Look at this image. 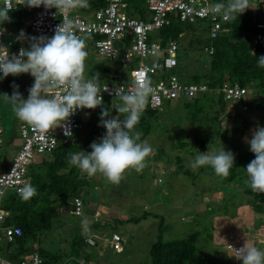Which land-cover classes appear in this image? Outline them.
<instances>
[{"label":"rangeland","instance_id":"rangeland-1","mask_svg":"<svg viewBox=\"0 0 264 264\" xmlns=\"http://www.w3.org/2000/svg\"><path fill=\"white\" fill-rule=\"evenodd\" d=\"M250 7L246 11L255 13L254 7ZM10 17L9 25L14 23L17 16ZM203 30V24H192L191 28H184L177 41L179 49L176 58L183 68L182 81L191 82L192 75L208 73V57L196 46L199 40L208 37ZM154 34L152 32L150 37L157 40ZM5 39L8 40L7 37ZM85 42L88 52L84 70L86 79H98L105 70L111 73L120 69L114 61L98 57L90 43ZM192 42L193 45L189 46ZM13 78L18 81V76ZM13 86H16V81ZM246 87L248 97L254 101L247 100V97L245 105L240 101L215 105L206 95L196 101V106L192 108H186L182 100L173 102L170 109L165 105L152 122L149 134L140 136L141 141H146L152 148L145 167L139 172L127 170L118 184L109 182L102 174L92 177L86 174L87 184L78 190L85 204L84 215H73L70 199L65 205L60 204L52 228L48 232L38 233L34 239L38 244H34L33 251L42 246L49 254L64 259L70 254L75 235L86 238L90 225L98 221L104 227L89 235L95 239L97 237L96 250L91 253L94 264H149V251L158 240L178 241L196 232L200 235L195 243V264H239L237 258L231 257L225 249L227 242L235 244L236 234L248 236L250 242L243 239L244 243L263 247V241L256 238L254 233L257 226L260 227L259 221L264 218V213L256 211L255 202L247 194L249 183L245 170L239 177L242 180L234 182L217 176L210 167L191 166L197 150L201 153L209 148L218 151L222 145L234 156L252 154L246 138L251 137L257 126H264V101L256 87ZM21 95L24 98L28 96ZM213 101L216 102L215 99ZM114 108L109 106V114L116 111ZM0 111V124L4 128L23 123L15 117L10 105L4 103ZM79 120L83 125L78 136L79 144L98 142L101 110L84 109ZM19 144L21 146L22 141L18 136L4 140L0 150L1 172L9 168L10 159L18 152L19 149L16 152L15 147ZM43 158L48 159V155L32 162L29 171ZM81 174L85 175L83 172ZM26 180L28 183L29 179ZM167 185L169 190L165 189ZM227 187L229 191L225 189ZM192 192L196 193V197L190 210L179 203L187 197L186 194L191 196ZM85 219L87 225L82 224ZM246 228L251 229L250 234L245 231ZM114 232L125 240L119 254L110 253L106 241ZM88 248L85 247L87 251L84 249L79 256L84 258L88 255Z\"/></svg>","mask_w":264,"mask_h":264},{"label":"clouds","instance_id":"clouds-1","mask_svg":"<svg viewBox=\"0 0 264 264\" xmlns=\"http://www.w3.org/2000/svg\"><path fill=\"white\" fill-rule=\"evenodd\" d=\"M41 5L45 9H55L56 14L61 12L67 16L73 9L87 7L88 0H24V6L28 8ZM16 8V0H0V35L5 31L3 25L11 22L9 14ZM250 8L249 0H219L211 5L209 11L231 21ZM16 40L21 43L27 40L29 46L21 47L17 54H0V80L10 75L29 74L34 83L28 89L27 98L22 97L18 86H14L11 96L0 94V101L10 105L15 117L41 131L64 128L65 136L70 137L72 133L68 130V124L77 110H95L99 107L100 126L106 130L105 134L98 142L91 143V151L71 153L69 163L89 177L102 174L113 184L120 183L129 169L141 171L152 148L146 141H141L136 126L148 97L154 92L151 79H140L130 92L115 91L114 95L119 100L116 112L123 118H108L109 110L103 107L102 95L107 89L101 91L95 77L85 78L88 52L85 41L74 33L71 19L59 25L51 37H26L21 30ZM257 61L259 66H264V56L257 58ZM246 143L255 157L244 169L247 182L252 191L264 193V126H257L251 137L246 138ZM234 164V154L222 145L218 151L209 148L201 153L197 150L191 166L210 167L217 176L227 177ZM18 194L27 201L36 195V189L30 183H25L18 189ZM82 224L87 225L88 221L82 220ZM235 251L239 264H264L262 248L245 243ZM110 253L119 254L111 250Z\"/></svg>","mask_w":264,"mask_h":264},{"label":"built area","instance_id":"built-area-1","mask_svg":"<svg viewBox=\"0 0 264 264\" xmlns=\"http://www.w3.org/2000/svg\"><path fill=\"white\" fill-rule=\"evenodd\" d=\"M104 1L106 4L103 7L84 14H79L73 9L67 16L61 12L56 14L55 9H45L42 5L28 8L24 6V0H16L17 8L15 10L20 6L27 9L29 37H51L59 25L65 23L66 19H71L74 33L84 41L88 39L98 57L121 64L122 68L112 72L108 79L103 81L96 79L101 91L107 89L102 93L103 107L108 104L114 108V105L119 104L118 97L114 95L115 91L130 92L135 83L143 78H150L152 81L154 92L148 97L147 103L149 108L156 111L164 110L167 103L171 104L180 99L191 100L212 91L222 96L228 103L245 102L249 94L248 90L245 87H239L236 83L224 82L221 87L211 90L207 82L182 81L172 72L178 64L176 57L179 46L177 42L169 41L168 45L163 48L160 45V40H153L150 37L152 32L170 26L176 20L184 24L197 25L199 23L206 27L209 26L207 30L211 39L228 33L229 28L226 24L229 20H224L209 11L211 5L214 4L210 0H146L148 17L145 20L130 16L128 3L125 0ZM249 3L257 8L260 15V19L255 23L256 33L252 38V51H254L256 45L264 40V0H249ZM5 35V31L0 35V47L7 49L0 48V54L6 52H9L10 55L17 54L21 47L29 46L28 41L24 44H16L5 39ZM126 38L129 40L128 46L124 44ZM205 51L212 54V46L205 48ZM134 60H136V64L133 65ZM82 111L77 110L76 114L70 118L68 124V130L72 133L70 137L65 136L64 128L41 131L26 123L20 125L19 137L22 144L9 168L0 173V192L3 193L0 196V239L12 242L16 237L22 235L21 228L18 226H3L6 213L1 209V203L5 196L10 192L18 193V189L27 183L29 165L32 162L50 154L59 144L69 145L74 142L75 137L80 135L83 130V125L79 120ZM120 115L116 112L113 117ZM84 207V201L80 196L73 197L72 213L75 217L84 215ZM254 236L264 242V223L256 229ZM96 239L94 236H88L85 238V242L89 246L96 247ZM106 241L113 253L122 251L124 240L118 233L111 234L106 238ZM241 247L242 245L227 243L225 248L230 256L236 258L235 249ZM73 262L94 264L82 257H71L58 264H73ZM0 264L46 263L38 254L29 255L18 263H13L0 254Z\"/></svg>","mask_w":264,"mask_h":264},{"label":"trees","instance_id":"trees-1","mask_svg":"<svg viewBox=\"0 0 264 264\" xmlns=\"http://www.w3.org/2000/svg\"><path fill=\"white\" fill-rule=\"evenodd\" d=\"M210 1L212 3L219 2V0ZM125 2L128 3V12L130 16H135L142 20L147 19L148 11L145 4L146 0H125ZM105 4L104 0H88L87 7L76 9L79 14H84L103 7ZM19 8L25 7L20 6ZM249 13L250 12L245 11L239 18L229 21L228 24H226L229 28L228 33L219 35L213 39L208 36L198 41L196 45L197 50L206 53L209 69L207 71L208 73L201 76L198 74L192 75L191 82H207L211 90L221 87L224 82H230L231 84L236 83L239 87L245 88H247L246 86H254L259 90L264 101V66H259L257 61V58L264 56V40L256 45L254 51H252V38L256 33L255 23L258 20V12ZM197 25L201 24L198 23ZM191 26L190 24L180 23L176 20L173 21L170 26L155 31L154 37L160 40V45L164 48L168 45L169 41H179V38L184 32V28H191ZM208 28L209 26L206 27L203 25L205 34H209ZM124 44L128 46V38L124 40ZM191 45H193V42L190 43L189 46ZM210 46L213 48L212 54L205 51V48ZM134 64H136V60L133 61V65ZM117 66L122 68L119 62H117ZM182 69L180 62H178L172 72L181 78ZM114 71H118V69L112 70V72ZM106 72L108 71L106 70ZM201 79H203V81ZM205 95L210 97L209 99L212 104L223 105L226 103L222 96H218L214 91L199 95L191 100L180 99V101H184L183 105L186 108H192L196 106V101L198 102V100H200L201 97H205ZM213 99H215L216 102H214ZM249 99L251 98L248 97L247 100ZM251 100L254 101V99ZM168 104L169 103L166 105ZM243 104L245 105L246 103L243 102ZM104 107L109 109L108 104H105ZM247 107L249 108V106ZM162 111L152 110L149 108L148 103H146L139 124L136 126V130L141 134L140 136L149 134L152 128V122L155 120L157 114ZM114 113H116V111L111 112L108 118H113ZM119 118L122 119V116L120 115ZM105 131L106 130L100 126L97 130L98 138H101L105 134ZM78 136L79 134L75 137L74 142L69 145L59 144L53 152L48 154V159L43 158L38 164L33 166L34 168L31 169V171H29L28 183L35 187V196L27 201L21 199L20 195L14 192H10L5 196L1 203V209L6 213L3 226H18L22 231V235L16 237L12 242H6L4 239H0V244L2 245V248L0 247V254L7 260L18 263L29 255L38 254L46 264H58L71 257L79 258V254L82 253L85 247H89L90 250L88 248V255L84 256V258L87 261H91V253L96 250V247L89 246L85 242V238L79 234H76L72 239L70 254L66 258L64 257V259L58 255L49 254L42 246H39L37 250L33 251L37 234L48 232L52 228V224L59 213L58 206L66 203L69 199L72 200V197L78 196L79 188L87 184L86 174H81L78 168L69 163L71 153L79 150L91 151V143H84L81 146ZM254 158L253 153L237 154L235 156L234 168L230 170V174L227 177L222 178L234 182L238 180L241 181L242 179L239 177L242 176L243 170ZM225 189L229 191L228 187ZM247 194L251 197L252 201L255 202L256 211H262L264 213V193L254 192L249 186ZM263 223V219L259 221L260 225ZM102 227H104V225H101L99 221L93 222L88 228L89 231H87V235H91V232L94 230L100 231ZM199 235L200 233L196 232L191 237L173 242H162L158 240L152 245L149 251V264H195L197 253L195 243ZM85 250L87 251V249ZM73 264L76 263L73 262Z\"/></svg>","mask_w":264,"mask_h":264},{"label":"crops","instance_id":"crops-1","mask_svg":"<svg viewBox=\"0 0 264 264\" xmlns=\"http://www.w3.org/2000/svg\"><path fill=\"white\" fill-rule=\"evenodd\" d=\"M252 7H254V6L252 5ZM254 10H255V13H256L257 12V8L254 7ZM9 15H16L17 16V18H15V21L13 20L14 23L16 22V24L11 23L9 25L8 23H6V24L3 25V28L5 29V32H6L5 37H7L8 40L12 41L13 43L20 44L21 42H18L16 40V37L19 35V33L21 32V30L24 31L26 37H29V33H28V26H29L28 25V19H29V14H28V11L25 8H18L17 10L11 12ZM258 19H260L259 13H258ZM20 22H22V23H20ZM26 41L27 40H25L21 44H24ZM85 41L89 42L88 39L85 40ZM85 44H86V42H85ZM114 62L117 65V61H114ZM107 73L108 72H106V70L103 71V73L101 72V74L99 75V78L98 79L96 78V79L98 81H103V80L108 79V76L112 72L111 73H108V75H107ZM24 77H26V78H24ZM15 81H16V86H18V89H19L20 94H27L28 95V89H30L31 86L34 83L33 78L29 74H21V75H19L18 76V81L16 79H14L13 76H11V75L8 76V77H6V78H4V79H2V80H0V94H3V93L12 94L13 91H14L13 84L15 83ZM0 103H1L0 106H3L4 105V102L0 101ZM171 104L169 103L167 105L169 107V109L172 108ZM1 112L2 111H0V113ZM21 124H25V123L24 122L23 123H19L15 127H11V128H4L3 125L0 124V139H1V147H0V150H1L2 146H3L4 140H6L9 137H11V140L14 139V136H18L19 137V127H20ZM19 146H20V144H19ZM19 146L17 145L15 147L16 152L19 149ZM15 154H14V156H15ZM14 156L11 157L10 164H11ZM0 173H1V171H0ZM165 189L169 190L168 189V185L165 187ZM186 196L187 197H185L184 199L182 198L183 201L181 203H179V204H182L183 206H186L187 208H189L190 210H192L191 206H192L193 203L195 204V201L194 200H195V197H196V193H193L192 192L191 196H188L187 194H186ZM182 221H184L183 218H182ZM245 231H247V233L250 234L251 229L246 228ZM247 237H245V236L244 237L243 236L241 237L240 235H237L236 234V238L237 239L234 242H235V244L244 246L245 243H244L243 239L250 242V239L247 238ZM209 239H210V237H209ZM263 244H264V242H263ZM257 247H260V246H257ZM261 248L264 249V246L261 247ZM227 254H230V253L227 252Z\"/></svg>","mask_w":264,"mask_h":264},{"label":"bare ground","instance_id":"bare-ground-1","mask_svg":"<svg viewBox=\"0 0 264 264\" xmlns=\"http://www.w3.org/2000/svg\"><path fill=\"white\" fill-rule=\"evenodd\" d=\"M92 130V129H91ZM9 194V193H8ZM17 252V251H16ZM57 257V256H56Z\"/></svg>","mask_w":264,"mask_h":264}]
</instances>
